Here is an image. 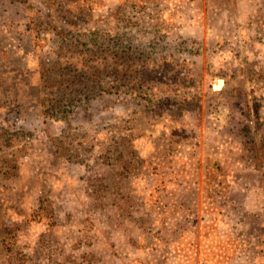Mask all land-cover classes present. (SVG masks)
Instances as JSON below:
<instances>
[{
	"label": "rangeland",
	"instance_id": "rangeland-1",
	"mask_svg": "<svg viewBox=\"0 0 264 264\" xmlns=\"http://www.w3.org/2000/svg\"><path fill=\"white\" fill-rule=\"evenodd\" d=\"M0 264H264V0H0Z\"/></svg>",
	"mask_w": 264,
	"mask_h": 264
},
{
	"label": "trees",
	"instance_id": "trees-1",
	"mask_svg": "<svg viewBox=\"0 0 264 264\" xmlns=\"http://www.w3.org/2000/svg\"><path fill=\"white\" fill-rule=\"evenodd\" d=\"M45 98H46L45 107H48V109H51V108L53 109V108H55L54 101H52L51 98H50L49 103H48L47 96L44 97L43 100H45ZM79 99H82V96L79 97ZM82 100H83V99H82ZM56 113H57V114H55L56 117H60V118H61V117L65 116L66 113H68V110H67L66 113H64V111L60 109V110H56ZM66 117H67V116H66ZM66 117H65V118H66Z\"/></svg>",
	"mask_w": 264,
	"mask_h": 264
},
{
	"label": "water",
	"instance_id": "water-1",
	"mask_svg": "<svg viewBox=\"0 0 264 264\" xmlns=\"http://www.w3.org/2000/svg\"><path fill=\"white\" fill-rule=\"evenodd\" d=\"M224 84H225V81L223 79H218L216 81V83L213 84V90L214 91H220V90H222L223 87H224ZM221 112L222 113H226L227 111H222L221 110Z\"/></svg>",
	"mask_w": 264,
	"mask_h": 264
}]
</instances>
